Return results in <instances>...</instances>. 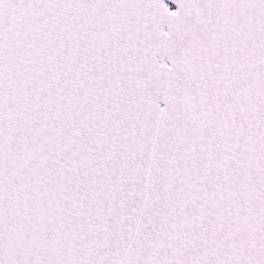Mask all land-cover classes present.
Segmentation results:
<instances>
[{
	"label": "snow or ice",
	"instance_id": "snow-or-ice-1",
	"mask_svg": "<svg viewBox=\"0 0 264 264\" xmlns=\"http://www.w3.org/2000/svg\"><path fill=\"white\" fill-rule=\"evenodd\" d=\"M0 264H264V0H0Z\"/></svg>",
	"mask_w": 264,
	"mask_h": 264
}]
</instances>
